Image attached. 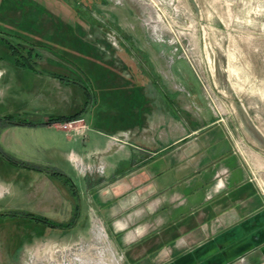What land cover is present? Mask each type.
Wrapping results in <instances>:
<instances>
[{
  "label": "crops",
  "instance_id": "obj_1",
  "mask_svg": "<svg viewBox=\"0 0 264 264\" xmlns=\"http://www.w3.org/2000/svg\"><path fill=\"white\" fill-rule=\"evenodd\" d=\"M140 57L147 68L137 63L144 78L138 111L130 84L121 108L108 91L92 99L81 71L0 68L2 99L14 96L16 112L33 111L20 119L25 123L0 115V144L37 165L18 168L55 183L64 204L62 215L47 219L46 234L24 240L19 258L31 254L28 264H38L41 245L90 239L101 256L109 244L118 264H264L263 183L224 124L199 102V90L168 84L150 55ZM24 76V84L13 79ZM153 87L165 107L146 103ZM40 105L55 111L37 117ZM14 110L6 109L9 116ZM77 112L88 127L85 137L48 122ZM4 183L0 196L9 190Z\"/></svg>",
  "mask_w": 264,
  "mask_h": 264
},
{
  "label": "rangeland",
  "instance_id": "obj_2",
  "mask_svg": "<svg viewBox=\"0 0 264 264\" xmlns=\"http://www.w3.org/2000/svg\"><path fill=\"white\" fill-rule=\"evenodd\" d=\"M142 54L150 55L152 68L166 71L168 84L184 92L199 90V102L224 124L264 188V0H0V68L17 64L27 70L33 65L65 74L81 71L92 99L108 91L121 99V108L130 84L138 111L144 78L137 63L147 68ZM10 75L9 69L1 81ZM13 98L0 96L2 118L29 119L33 111L16 112L19 101ZM145 100L153 110L165 107L154 87L152 98ZM9 108L15 109L11 116ZM54 111L40 105L36 115ZM3 148L0 144V181L9 190L0 196V264H28L31 254L19 258L24 240L34 232L46 234L51 228L47 219L62 215L64 204L58 203L55 183L19 169L22 160ZM70 245L69 254L60 250ZM108 245L103 256L90 239L41 245L38 252L44 255L35 262L47 264V250L52 254L58 248L66 263L102 264V258L103 264H118ZM36 252L35 247L30 253ZM60 252L51 264L64 263Z\"/></svg>",
  "mask_w": 264,
  "mask_h": 264
},
{
  "label": "built area",
  "instance_id": "obj_3",
  "mask_svg": "<svg viewBox=\"0 0 264 264\" xmlns=\"http://www.w3.org/2000/svg\"><path fill=\"white\" fill-rule=\"evenodd\" d=\"M56 124L61 129H63L64 131L72 132L73 134L81 136V137H85L87 129H88V127L85 123V120L81 116L71 118L68 120H64V121H60V122H57ZM72 248L73 247L70 245L67 247H63V249H60V250L65 251V249H66V255H67L70 253V251L72 252ZM60 250L58 248L57 249L55 248L54 251L52 250V254H51V249L47 250V252H46L47 264H51L50 261L51 262L55 261L56 255L58 256L57 252H60ZM53 254H54V256H53ZM66 255L64 253L60 252L59 256L61 257V259L63 260L64 263H62L61 261H58L59 264H73L72 262L66 263V261H65L67 258Z\"/></svg>",
  "mask_w": 264,
  "mask_h": 264
},
{
  "label": "trees",
  "instance_id": "obj_4",
  "mask_svg": "<svg viewBox=\"0 0 264 264\" xmlns=\"http://www.w3.org/2000/svg\"><path fill=\"white\" fill-rule=\"evenodd\" d=\"M22 65H25L24 63H21ZM31 68H35V69H38L36 68L35 66L33 65H29ZM40 70V69H39ZM42 71V70H41ZM59 78L63 79V77L59 76ZM82 112H77L76 114H73V115H70V116H58V117H55V118H51L48 120V122H60V121H64V120H68V119H71V118H75V117H78L81 115ZM10 118V117H9ZM11 120H13L14 122H19V123H25L24 121L20 120V119H13V118H10ZM20 164H23V165H28V166H32V167H35V168H39L37 165L35 164H32V163H27L25 161H20ZM38 218H40L39 216H37ZM44 219L46 220V218L42 217L40 219ZM60 226V225H59Z\"/></svg>",
  "mask_w": 264,
  "mask_h": 264
},
{
  "label": "bare ground",
  "instance_id": "obj_5",
  "mask_svg": "<svg viewBox=\"0 0 264 264\" xmlns=\"http://www.w3.org/2000/svg\"><path fill=\"white\" fill-rule=\"evenodd\" d=\"M4 191V189L0 186V193H2Z\"/></svg>",
  "mask_w": 264,
  "mask_h": 264
}]
</instances>
